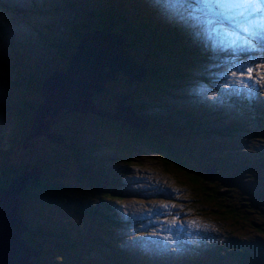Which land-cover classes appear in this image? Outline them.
<instances>
[{"label":"rangeland","instance_id":"rangeland-1","mask_svg":"<svg viewBox=\"0 0 264 264\" xmlns=\"http://www.w3.org/2000/svg\"><path fill=\"white\" fill-rule=\"evenodd\" d=\"M119 1L124 3L122 8L126 9L137 5L139 0H115L113 4L119 6ZM151 1L157 9L155 14L151 13L148 6L143 8L151 18L152 24L155 18L160 22L159 37L168 41L166 49L174 52V38L180 37L181 43L186 46L190 44L192 51L197 52L192 66L204 74V77H202L203 81L182 78L171 82L167 86L168 90L161 93L162 101L147 104L143 111L147 113L158 108L167 110L168 104L198 105L211 111L214 117V121L210 123L211 133L196 136L190 142L184 143V146L175 140L171 141L172 147L178 152L179 159L186 164L192 163V167L196 168L192 170L184 165L183 167L187 169H181L180 172L214 175L212 177L215 178L218 175L217 179L221 181H223L222 177H234V183L246 186L259 183L264 185V166L259 169L260 178L256 176V173L254 174L259 164L251 161L252 158H257L260 150L264 151V137L260 136V133L264 132V80L261 79L255 65L251 64V59L257 58L258 63H264V52L257 50L251 53H240L239 59H236L225 50L216 57L212 51H205L201 46L194 44L176 20L161 10L157 0ZM98 5L99 2L95 5L91 2L85 3L88 8ZM100 7L104 8L105 4L102 3ZM109 8L107 13H114V7ZM95 13L100 14L102 11ZM78 17L88 20L89 26V16L76 11L72 2L0 0V51L8 56L16 55L20 70L26 69L24 65L26 62L35 77L41 78L51 68L49 62L51 50L42 38L51 35L66 38L67 27L72 26L69 24L70 18L75 20ZM110 20H113V16H110ZM130 22L134 26L138 21L137 18L128 14L123 23L126 25ZM144 22L145 20L142 21ZM114 26L121 25L117 23ZM2 28L8 33H2ZM111 28L113 29V26ZM16 37L23 41L20 43L24 44L23 52L27 58L18 54L16 48L5 49L3 42L6 44L7 38L16 40ZM134 43H132L134 48L135 46L143 47V40L140 38H137ZM206 43H209L213 50L217 47L214 37H207ZM190 53L191 51L186 53L187 57ZM202 54L207 56L200 57ZM162 61L165 62L163 57ZM241 65H244L245 69L248 66L254 68L251 79L246 71L241 73ZM233 72H236L235 76L232 75ZM184 75L196 77L189 73ZM104 79L109 77L105 76L102 80ZM133 80L137 79L133 78ZM136 82L130 85L122 77H117L112 83L105 80L104 89L99 91L98 95L92 93V100L98 109L113 112L115 102L110 99L109 93L115 89L114 95L119 96L121 92L134 88L136 84L139 85ZM12 93L11 89L8 90V97ZM123 96V102L131 99L126 95ZM242 98L245 99V103H242ZM235 100L241 103L237 105ZM146 101H151L149 95L137 94L136 102L139 103L137 108L141 109ZM105 104L107 106H104ZM250 106L256 107L255 111H250ZM241 107H246L249 112H243ZM257 111H263V113L258 114ZM254 116L262 118L255 119ZM235 119L243 123L240 122L235 127L229 126L227 131L216 130ZM72 123L87 126L86 129L100 134L104 142L110 138L111 141L108 140L106 143L114 146H117V141L122 140L123 135L127 134L123 130H120V134L109 132L112 126L107 118L86 112L60 115L55 119L52 127L53 130L62 133L60 127ZM245 126L249 135L244 130ZM38 138L35 137L32 140ZM137 140L140 139L137 137ZM225 140L230 141L231 144L223 143ZM5 141L4 138L0 142V148L5 147ZM37 141L39 148L46 147L45 138L41 137ZM212 143L222 144L213 145ZM142 144L126 151V169L120 178L117 197L101 194L96 190L98 188L91 186L89 181H95V179L90 176L91 172H82V167L75 169L76 171L69 170L67 174H64V169H56L54 176L45 175L41 178L45 187H37V189L35 187L30 190L22 215L27 222L34 219L40 221H36L34 225L40 224L44 230L42 242L48 243L51 236L50 227L53 225L62 229L67 235L72 237L79 235L81 239L75 250L44 257L46 262L51 264H115L114 262L120 264H215L214 260L228 261L231 252L229 245L239 236L232 235L233 230L224 231L220 223L210 222L209 216L208 219L204 217L205 219L202 220V214L199 215L196 212L198 208L194 204L190 206L187 203L189 212L194 214L191 216L184 208L183 194L188 189V185L179 184L175 171L161 165V155L154 148ZM55 147L61 149V145ZM21 150V147H14L12 151L0 155L10 159L17 156ZM249 153L253 157H247ZM32 154L31 149L27 155ZM80 159L84 165L89 163L84 156ZM102 164L108 178L109 172L114 170L113 165L118 163L106 161ZM243 176H253V180L249 183L245 182L246 180L241 181ZM101 182L104 181L101 180ZM229 182L226 180L227 184H231ZM49 186L52 187L48 188ZM249 195L255 203L258 202L252 194L249 193ZM50 212L53 213L43 216ZM59 216H64L65 219L44 223ZM82 226L85 229L80 236L79 230ZM248 233L251 234L243 235L241 238L247 240L250 235H254L252 232ZM244 240H241L242 245H245ZM46 249L54 251L53 248ZM250 253L252 258H255L256 264H264L262 249ZM45 254L50 255L49 252Z\"/></svg>","mask_w":264,"mask_h":264},{"label":"trees","instance_id":"trees-1","mask_svg":"<svg viewBox=\"0 0 264 264\" xmlns=\"http://www.w3.org/2000/svg\"><path fill=\"white\" fill-rule=\"evenodd\" d=\"M64 1L72 2L76 11L84 13L87 17L89 16V26L88 20L86 19L78 17L73 20L70 18L71 22H69V24L72 26L67 27L66 38L63 39L60 36L54 37L52 35L42 38L46 41L51 50V57L49 58L51 65L50 69L59 70L65 67L68 56L75 50L79 37L87 31L98 29L103 32H112L119 35L122 39L124 38L123 41L127 45L125 47L126 55L131 58V62L141 63L144 68L141 78L128 83L131 85L137 81L136 83L139 85L136 84L134 88H129L125 92H121L119 96L126 95V97H131L130 100L123 102V104L130 107L133 113L138 116L146 126L144 128L145 131H141L130 128L119 121L115 122L117 123L116 125L110 123L112 128L109 132L113 131V133L120 134V130H123L127 133L123 135L122 140L117 141L118 145L114 146L106 143L110 138L104 142L100 134L93 130L86 129L87 126L81 123L65 124L60 127L62 129V139L60 142L54 143L45 139L47 141L45 144L46 147L39 148L37 146V140L41 137L34 139V142V140H32L33 138H27L26 136L28 134V124L33 109L41 99L39 93L40 78L35 77L26 62H24L26 69L23 71L20 70L16 55L10 54L8 56L7 54H2L0 51V142L4 140V138L6 140L5 147H3V149L0 148V154L8 153L12 151L14 147L22 148L17 156H13L10 159L7 156L1 157L0 155V187L4 186L8 178L16 174L22 167L39 165L42 169L41 174L32 183L26 184L18 193L20 197L18 205L19 214L28 230L22 232V237L28 245L36 251V256L30 257V260L34 261L36 264H51L46 262L45 258L49 256L52 257L55 253L75 250L81 240L79 235L72 237L67 235L56 225H53L50 227L51 236L49 241L48 243H44L42 242L44 235L42 226L40 224L34 225L37 221L35 219L27 222L26 218L23 217L22 210L28 199L30 190L35 187V189H37V187H45L44 181L43 179L41 180V178L45 175L50 177L54 176L56 174V169H64V174H67L70 172L69 170L76 171L75 169H80L82 167V172H91L90 176L95 179V181H89L91 186L98 188L95 189L101 194L117 197L120 178L124 174V169H126V151L133 146L136 147L143 143L142 145L154 148L161 155V165L164 167L168 166L175 171L176 180L179 184L184 183L188 185V189H186L184 194L181 191L185 200V209L188 210V204H190V206L194 204L198 208L196 212L199 213V215L202 214V220L205 218L208 219L207 217L209 216L211 217L209 220L210 222L214 221L220 223L223 225L224 231L233 230L231 234L239 236L231 241L229 245L231 252L228 261L220 262L219 260H214L215 264H256L255 258H252L250 252H254L258 249H262V259L264 261L263 183L246 186L241 183H234V177H222L223 181H221L217 179L218 175H216L215 178L212 177L214 175L205 176L192 172H180L181 169L189 168L195 170L196 168L192 167V163L186 164L179 159L178 152L172 147L171 141L175 140L179 142L181 146H184V143L190 142L196 138V136L211 133L210 123L214 121L212 112L200 106H178L177 104H168L167 110L158 108L147 113L143 111L147 104L162 101L161 93L162 91L168 90L167 86L171 82L182 78L203 81L202 77H204V74L200 73L195 66H192L193 62L196 60L197 52L194 50L192 51L190 44L186 46V44L181 43L180 37L174 38L171 36L172 39L174 38V52L166 49L168 41L159 37L161 33L159 28L161 26L160 22L155 18V21H153L154 24H152L151 18L143 8V6H148L151 9V13L155 14L157 9L151 0H139L136 3L137 5L131 7L132 9L122 8L124 3L121 1H119V6H115L113 4L115 0ZM87 2H91L92 5L99 2V5L94 8H88L85 6ZM102 3L105 4L104 8L100 7ZM112 6L114 7V13H107L110 9L109 7ZM97 11H102V13H95ZM128 14L131 17L134 16L137 18L138 22L135 23L134 26L132 22L126 25L123 23ZM110 16H113L112 21L110 20ZM92 20L95 23H93ZM144 20L145 22L142 23ZM117 23L121 26H114ZM111 26H113V29ZM138 30L140 31L135 34ZM2 33L7 34L8 31L2 28ZM137 38L143 40V47L135 46L134 48L132 43L136 42ZM20 41L21 40H18L17 37L16 40L7 38L6 44L3 42V45L6 50L11 47L16 48L18 54L27 58L23 52L24 44L20 43ZM189 51H191V53L190 56L187 57L186 53ZM194 54L195 56H193ZM204 56H207V54H202L200 57ZM162 57L165 59V62L162 61ZM192 68L194 70H192ZM186 73L196 77L184 75ZM10 89L13 93L8 97L7 91ZM114 92L115 89H113L112 93L108 91L110 96H116ZM137 94L149 95L151 101H146L144 105L141 106V109H139L137 108L139 103L136 102ZM234 102L237 105L241 103L238 100ZM242 103H245V99L243 98ZM241 109L243 112H249L246 107H241ZM255 109L256 107L250 106V111H255ZM257 113L261 114L263 111H257ZM60 115L63 114L59 113L58 117ZM250 115L253 117L251 113ZM254 118L261 119L262 117L254 116ZM240 122L242 121L235 119L222 128H216V130L227 131L229 130V126L235 127L239 125ZM244 130L246 134L249 135L246 126ZM260 136L264 137V132L260 133ZM137 137L141 141L137 140ZM223 143L231 144L228 140H225ZM212 144L219 145L222 143ZM56 145H61V149H56ZM31 149L33 150L32 155H34V157H32V155H27ZM81 154L89 160L88 164L84 165L82 163L80 159V157H82ZM247 157L253 156L249 153ZM254 158L255 159L252 158L251 161L255 164H259L254 174L256 173V176L261 178L259 169H262L264 166V151L260 150L257 158ZM242 159L244 158L242 157ZM106 161L113 164H115V162L118 163L113 165L114 170L109 172L108 178L105 174V167L102 164V162ZM260 164L263 165L261 166ZM184 165L187 168H184ZM199 169H201V167H199ZM253 176H243V180L241 181L246 180L245 182L249 183L253 180ZM101 180L104 182H101ZM226 180L228 182L232 181L233 183L229 182L231 184H227ZM50 187L52 186L48 188ZM249 193L252 194L258 202L255 203ZM255 207L257 209H255ZM52 213L53 212L46 213L43 216H48ZM188 213L194 216L189 210ZM59 219H65V217L59 216L44 223ZM84 229V226L80 227V236L83 235ZM234 231L240 232L237 234L233 233ZM248 232H252L254 235H250L247 240L242 239L241 236L251 234ZM241 240L245 241V245L241 244ZM46 248H53L54 251ZM47 252H49L50 255L45 254ZM248 256L249 258H247Z\"/></svg>","mask_w":264,"mask_h":264},{"label":"water","instance_id":"water-1","mask_svg":"<svg viewBox=\"0 0 264 264\" xmlns=\"http://www.w3.org/2000/svg\"><path fill=\"white\" fill-rule=\"evenodd\" d=\"M93 32L98 34L112 33L92 29L83 34L91 35ZM116 37L118 40L125 43L119 35ZM101 40H103V38H101ZM81 42L82 40H80L79 37L75 50L68 56L64 69H51L46 76L40 80L39 93L41 99L36 104L30 117L27 138L44 137L48 141L54 143L60 142L62 135L59 132L51 130L49 126L53 120V116L57 115L59 112L62 114L70 112L94 113L111 120H121L130 128L141 131L144 130L145 123L133 113L130 107L123 104V95L112 96L115 102L113 112L98 109L93 103L91 98L92 93H98L103 90L105 80H114L116 74H122L121 70L123 71L124 66L122 64L115 65L112 62L101 63L99 67H101L104 72L101 74V78L97 83L92 80L87 71L81 70L80 72H73L71 70L72 66L77 60L83 58L85 54V49L80 48ZM91 44L96 45V41L92 40ZM95 51L96 47L91 46L92 59ZM110 51L111 45L109 44L105 58L109 56ZM136 64L143 67L141 63L136 62ZM64 76L69 77L70 80L59 87L58 82L61 81ZM105 76H108L109 79L102 80ZM142 76L143 72L136 76L127 75L125 81L130 83L134 81L133 78L138 79ZM41 172L42 169L39 165L22 167L16 174L8 178L4 186L0 187V264H36L34 261L30 260V257L36 256V251L28 245L22 237V232L28 230L22 222L21 217L17 216L16 210L20 202V197L18 196L19 191H21L26 184L32 183Z\"/></svg>","mask_w":264,"mask_h":264},{"label":"snow or ice","instance_id":"snow-or-ice-1","mask_svg":"<svg viewBox=\"0 0 264 264\" xmlns=\"http://www.w3.org/2000/svg\"><path fill=\"white\" fill-rule=\"evenodd\" d=\"M161 10L187 32L194 44L218 57L225 50L239 59L240 53L264 52V0H157ZM214 37L213 50L207 37ZM264 80V63L251 59ZM252 78L254 68L240 66ZM233 76L236 72L232 73Z\"/></svg>","mask_w":264,"mask_h":264},{"label":"bare ground","instance_id":"bare-ground-1","mask_svg":"<svg viewBox=\"0 0 264 264\" xmlns=\"http://www.w3.org/2000/svg\"><path fill=\"white\" fill-rule=\"evenodd\" d=\"M117 35L113 33L98 34L93 32L91 35L83 34L80 36V48H84L85 54L83 58L77 60L72 66L73 72H80L81 70L87 71L90 74L92 80L97 82L101 78V74L104 72L99 65L104 62H112L115 65L122 64L124 66L122 74L125 78L128 76H136L144 71V68L140 65L131 62L129 57L126 55V43L118 40ZM103 38V40H101ZM92 40L96 41V45H92ZM111 45V51L107 58L105 54L108 51V45ZM91 46L96 47L93 59L91 58ZM80 50V49H79ZM143 70V71H142ZM69 77H62L61 81L58 82L59 87L69 82ZM16 214L19 217V210H16Z\"/></svg>","mask_w":264,"mask_h":264},{"label":"clouds","instance_id":"clouds-1","mask_svg":"<svg viewBox=\"0 0 264 264\" xmlns=\"http://www.w3.org/2000/svg\"><path fill=\"white\" fill-rule=\"evenodd\" d=\"M124 39V38H123ZM72 58V57H71ZM130 60H131V58H129ZM66 66V65H65ZM65 67H63L62 69H64ZM62 69H59V70H62ZM51 70V69H50ZM50 70H48L46 73H45V75L44 76H42L40 79H39V82H40V80H42L45 76H46V74L50 71ZM52 73V72H51ZM117 77H122L124 80H125V77L120 73V74H116V78ZM116 78L114 79V80H109V82L110 83H112V81H115L116 80ZM126 82V81H125ZM127 83V82H126ZM93 95H98V93L97 92H94L93 93ZM117 96V95H116ZM40 98H41V96H40ZM91 98H92V96H91ZM110 99L113 101V99H112V96H110ZM93 101V100H92ZM94 103V102H93ZM99 106V105H98ZM198 106V105H197ZM213 108H217V107H213ZM61 111V110H60ZM59 113H61V112H59ZM58 113V114H59ZM70 113H72V112H70ZM74 113V112H73ZM58 114L57 115H55V116H53V120H52V122H51V124L49 125L50 126V128H51V130H53V127H52V125H53V122H55V119L58 117ZM64 114H67V113H64ZM94 114V113H93ZM96 115V114H95ZM195 115V114H194ZM98 116V115H97ZM99 117H104V116H99ZM105 118H107V117H105ZM108 120H111V119H109V118H107ZM115 120V119H114ZM121 123H123V124H125L123 121H121V120H119ZM145 126H146V124H145ZM145 128V127H144ZM147 130V129H146ZM55 131V130H54ZM144 131H145V129H144ZM57 132V131H56ZM60 133V132H59ZM61 134V133H60Z\"/></svg>","mask_w":264,"mask_h":264},{"label":"flooded vegetation","instance_id":"flooded-vegetation-1","mask_svg":"<svg viewBox=\"0 0 264 264\" xmlns=\"http://www.w3.org/2000/svg\"><path fill=\"white\" fill-rule=\"evenodd\" d=\"M104 106H107V104H105ZM109 121H110V120H109ZM117 121H119V120H118V119L111 120V121H110V123H113V124H115V125H116L117 123H115V122H117ZM119 122H120V121H119ZM122 127H123V126H122ZM85 169H86V168H85Z\"/></svg>","mask_w":264,"mask_h":264}]
</instances>
